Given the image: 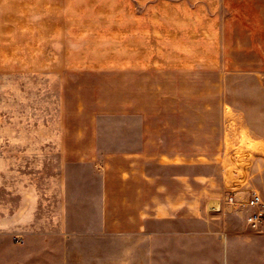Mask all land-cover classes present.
Wrapping results in <instances>:
<instances>
[{
  "label": "crops",
  "instance_id": "crops-1",
  "mask_svg": "<svg viewBox=\"0 0 264 264\" xmlns=\"http://www.w3.org/2000/svg\"><path fill=\"white\" fill-rule=\"evenodd\" d=\"M228 7L227 0H0V38H12V64L0 68L16 69L17 84L28 86L27 107L19 109L17 97L14 123L0 125V263L1 237L17 229L145 241L154 221L206 214L224 184L227 106L238 108L240 99L228 98L243 66L227 60L225 36H257L253 17H230ZM82 9L94 12L96 25L107 9L114 29L82 36Z\"/></svg>",
  "mask_w": 264,
  "mask_h": 264
},
{
  "label": "rangeland",
  "instance_id": "rangeland-1",
  "mask_svg": "<svg viewBox=\"0 0 264 264\" xmlns=\"http://www.w3.org/2000/svg\"><path fill=\"white\" fill-rule=\"evenodd\" d=\"M227 1L230 8L224 11L228 16L242 14L253 17V25L248 27L257 36H225L227 60L242 64L243 68L237 70L241 71V78L234 74L231 76L232 83L240 80L241 84L228 85L227 88L229 99L236 93L240 99L231 101L238 108L227 106V165L222 166L221 177L224 182L226 166L230 171L240 169V173L247 176L245 186L258 190L264 196V141L256 139L258 134L249 132L245 116H250L255 129L264 131V0ZM202 11L201 8L196 9L199 17ZM106 12L107 9L100 10L105 18L96 25L90 23L94 20V12L82 9L80 16L76 11V16L84 22L82 36H106L114 29L113 24L107 23ZM228 27L233 31L235 26ZM11 40L10 37L0 38L3 41L0 50L6 53L0 57L3 67L12 64ZM16 71L10 67L0 68V125L14 123L12 114L17 111V97L19 109L27 107L23 98L28 86L17 84L18 78H14ZM256 78H260L261 83L258 84ZM224 188L225 183L222 192ZM246 213V209L225 207L214 213L206 210L200 220L193 222L154 221L151 223L153 232L144 235L147 237L145 241L138 236L124 234L58 229L26 234L17 229L1 237L3 260L0 264H264V241L259 240L264 239V232L258 233L247 225ZM15 235H22L23 242L17 243ZM138 253L147 256L146 261L140 262Z\"/></svg>",
  "mask_w": 264,
  "mask_h": 264
},
{
  "label": "built area",
  "instance_id": "built-area-1",
  "mask_svg": "<svg viewBox=\"0 0 264 264\" xmlns=\"http://www.w3.org/2000/svg\"><path fill=\"white\" fill-rule=\"evenodd\" d=\"M223 171L224 191L219 197L208 200L206 210L209 213H214L225 207L235 210L246 209L245 221L247 225L258 233L264 232V196L262 193L245 186L247 176L240 173V169L230 171L226 166ZM244 193H248V195L245 196ZM15 240L17 243H22L24 239L22 235H15Z\"/></svg>",
  "mask_w": 264,
  "mask_h": 264
}]
</instances>
